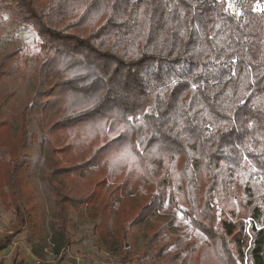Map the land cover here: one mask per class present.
<instances>
[{
  "label": "trees",
  "instance_id": "1",
  "mask_svg": "<svg viewBox=\"0 0 264 264\" xmlns=\"http://www.w3.org/2000/svg\"><path fill=\"white\" fill-rule=\"evenodd\" d=\"M0 8L40 39L39 75L49 84L25 113L48 110L44 183L53 197L47 226L21 185L24 124L22 145L2 164L0 197L14 218L0 252L26 230L38 264H62L73 244L69 210L81 206L118 264L146 255L155 264L178 235V210L207 238L187 240L179 264H238L248 240L251 264H263V231L250 225L248 235L225 216L233 198L246 213L250 183L264 187V0H243L238 12L227 0H0Z\"/></svg>",
  "mask_w": 264,
  "mask_h": 264
},
{
  "label": "rangeland",
  "instance_id": "2",
  "mask_svg": "<svg viewBox=\"0 0 264 264\" xmlns=\"http://www.w3.org/2000/svg\"><path fill=\"white\" fill-rule=\"evenodd\" d=\"M228 5L237 12L243 0H227ZM43 58L40 54V39L34 29L22 23L17 16L8 10L0 8V175L2 164L10 159L17 145L21 146L24 139L19 129L26 127V145L21 151V169L24 173L21 185L28 188L32 198L41 208L40 217H43L47 226L52 223V194L45 186L44 177L48 174L45 154L49 148V142L45 136L44 116L48 110L39 113L40 118H34L25 113V109L32 101L38 89L45 88L49 81L39 75ZM26 125L25 127L23 125ZM10 145V146H9ZM80 149L81 154L85 153ZM65 162L72 161V154L67 153ZM66 162V163H67ZM94 170V171H93ZM93 173L104 174L102 167L93 168ZM60 182L67 184V179L61 176ZM232 185V183L230 184ZM249 194L245 198L247 202L246 213H241V208L234 197L233 185L230 187L232 202L235 206L233 215L225 216L233 223L244 222V231L249 234V227L253 225L264 233V187L260 182L250 183ZM6 191L7 187H3ZM247 192V191H246ZM245 192V193H246ZM246 195V194H245ZM6 201L0 197V236L8 223L13 220V206L7 208ZM119 203H115L117 208ZM166 206L164 205V208ZM255 208V209H254ZM175 213V230L178 232L176 239L161 252V258L155 264H166L167 258L175 251H179V257L174 264H179L185 255V244L189 239L198 242L207 241L206 236L193 227L188 217L178 210ZM81 206L71 207L69 215L74 223L70 234L73 244L66 252V259L62 264H118V253L107 252L103 244L92 232V220ZM164 237V236H162ZM160 237V240L163 239ZM27 231L14 237L13 242L5 250L0 252V264H10L15 258L28 260V264H38L31 258L30 246L26 243ZM142 233L138 234L136 248L142 247ZM159 240V241H160ZM250 240L247 246L241 248L238 264H251L249 257ZM127 249V245L123 250ZM151 253H153L151 251ZM264 264V251L261 254ZM53 257L48 254L46 259L50 262ZM150 255L134 259L131 264H150ZM5 262V263H4Z\"/></svg>",
  "mask_w": 264,
  "mask_h": 264
},
{
  "label": "crops",
  "instance_id": "3",
  "mask_svg": "<svg viewBox=\"0 0 264 264\" xmlns=\"http://www.w3.org/2000/svg\"><path fill=\"white\" fill-rule=\"evenodd\" d=\"M5 250V249H4ZM2 252V251H1ZM32 259L34 258L32 255L30 256ZM35 259V258H34ZM19 261H24V262H26L27 264H28V260H19ZM35 261H36V259H35ZM5 263V262H4ZM11 264V263H10Z\"/></svg>",
  "mask_w": 264,
  "mask_h": 264
},
{
  "label": "snow or ice",
  "instance_id": "4",
  "mask_svg": "<svg viewBox=\"0 0 264 264\" xmlns=\"http://www.w3.org/2000/svg\"><path fill=\"white\" fill-rule=\"evenodd\" d=\"M230 7H231V5H230Z\"/></svg>",
  "mask_w": 264,
  "mask_h": 264
}]
</instances>
